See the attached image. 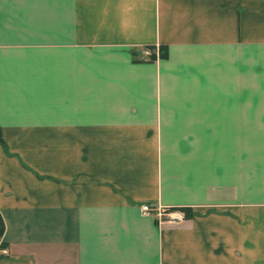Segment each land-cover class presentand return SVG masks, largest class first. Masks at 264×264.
I'll list each match as a JSON object with an SVG mask.
<instances>
[{"label":"crops","instance_id":"1","mask_svg":"<svg viewBox=\"0 0 264 264\" xmlns=\"http://www.w3.org/2000/svg\"><path fill=\"white\" fill-rule=\"evenodd\" d=\"M0 218L2 264H264V0H0Z\"/></svg>","mask_w":264,"mask_h":264},{"label":"built area","instance_id":"2","mask_svg":"<svg viewBox=\"0 0 264 264\" xmlns=\"http://www.w3.org/2000/svg\"><path fill=\"white\" fill-rule=\"evenodd\" d=\"M142 54L144 56H149L151 54L150 50L144 49L142 51ZM140 212L142 215H149V214H155L159 223H180L184 220V217L181 213L177 211H169L165 212L163 211L159 206L157 207H150V206H141ZM3 253V252H2Z\"/></svg>","mask_w":264,"mask_h":264},{"label":"trees","instance_id":"3","mask_svg":"<svg viewBox=\"0 0 264 264\" xmlns=\"http://www.w3.org/2000/svg\"><path fill=\"white\" fill-rule=\"evenodd\" d=\"M159 56H160V58H165L166 57V50L161 48ZM172 210L173 211L177 210V211L181 212L183 214L184 219H188V218L191 217L190 210H187V209H184V208H179V209H171L169 211H172ZM2 233H3V223H2V220L0 218V237L2 236ZM4 247L5 246L2 243H0V248L4 249Z\"/></svg>","mask_w":264,"mask_h":264},{"label":"rangeland","instance_id":"4","mask_svg":"<svg viewBox=\"0 0 264 264\" xmlns=\"http://www.w3.org/2000/svg\"><path fill=\"white\" fill-rule=\"evenodd\" d=\"M157 221H158V220H157ZM173 224H175V223H173ZM0 249H1V248H0ZM1 256H2V254L0 253V258H1ZM1 261H2V260L0 259V264H2Z\"/></svg>","mask_w":264,"mask_h":264}]
</instances>
